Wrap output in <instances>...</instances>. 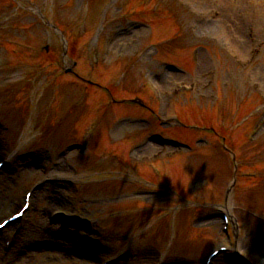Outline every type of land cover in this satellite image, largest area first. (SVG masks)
<instances>
[{"label": "rangeland", "instance_id": "rangeland-1", "mask_svg": "<svg viewBox=\"0 0 264 264\" xmlns=\"http://www.w3.org/2000/svg\"><path fill=\"white\" fill-rule=\"evenodd\" d=\"M88 1L0 0V66L9 62V54L18 48L14 42L31 41V46L37 49L52 47L46 62L39 66L41 72L36 68L22 69L18 64H4L6 67L0 70V153L4 157L15 155L12 161L7 159L8 166L0 173V214L9 215L17 210L29 188L44 184L34 194L26 227L9 264H93L121 250L126 256L118 264H155L158 258L164 264H204L207 253L222 237L221 220L214 207L208 211L186 208L174 220L171 216L165 218L167 213L179 210L176 207L179 197L170 193L175 191L142 184L137 177V170L142 167L124 164L129 146L133 147L131 156L139 148H142L139 154H149L150 158L157 153L162 157L171 155L170 149L153 143L142 144L153 131H160L155 118L138 111L136 114L125 110L122 114L111 112L94 121L95 126L104 123V129L91 145L94 137H90L89 152L82 151L86 142L83 128L95 116L89 108L96 104L95 98L101 101L99 106L105 102L96 87L100 89L103 83L108 88L111 81L117 82L112 85L120 99L130 96V90H136L141 82L155 89L160 87L159 83L165 93L173 92L181 84L195 85V93L189 98L186 94L176 98L173 92L169 98H162V102L168 100L162 107L158 106L162 116L179 99L184 120L200 129L177 133L192 145L193 151L185 152L174 163L164 164L163 169L174 187L185 194H195L193 200L219 203L234 173L230 154L234 151L240 170L247 176L257 175L241 178L231 203L238 221L245 220L246 225L238 236L239 248L249 262L264 264V225L250 215L252 209H247L252 206L264 211V52L256 66L247 70L251 74L249 79L233 75L234 70L241 71L235 66L236 61L228 59L231 54L244 51L239 62L245 63L249 51L248 28H258L257 22L264 23V19L260 21L251 12V6L241 0L237 4L230 0H208L212 5L178 0L179 4L188 3L191 12L180 5L173 7L172 0H115L107 7L110 0H93V6L106 14L104 33L108 37L94 45L99 14L94 25L91 19H82ZM258 2L264 4V0ZM217 3L223 15L219 19L222 32L205 27L211 24L207 18L210 20L214 14L208 11ZM160 4L164 13L152 14V8ZM142 7L145 14L126 15ZM37 11L61 33L52 30L54 36L48 34L38 22ZM171 15L177 30L169 21ZM127 25L135 29L127 32ZM260 28L258 39L261 40L255 45L264 41V26ZM152 30L158 35L150 37ZM116 31L119 32L114 34ZM105 44L109 52L104 53L103 63L100 55ZM92 45L107 72L103 69L91 73L88 60L92 58ZM197 47L202 56L194 66L191 54ZM50 59L56 61V66L50 64ZM172 64L180 71L170 70ZM219 67L223 71L219 84L213 90L208 89L211 73ZM164 68L167 73L161 75ZM31 71L35 72V78L28 86L21 78ZM86 80L94 83L92 88ZM86 89L93 92L87 95ZM126 89L129 91L124 93ZM211 93L216 95L215 99L207 97ZM254 93L257 98L262 94L260 101ZM190 103L204 108L196 111L194 107L184 106ZM259 111L258 124L262 129L253 143H247L246 133ZM173 114L179 118L175 110ZM211 126L216 128L215 132H203V128ZM223 137L228 140V150L223 147ZM122 138L124 141L120 143ZM107 150L118 155L99 164L95 158ZM154 166L157 167L156 162ZM151 175L147 171L145 177ZM64 209L81 219L80 229L70 226L62 230L59 221L48 223L55 210ZM192 219L197 221L193 227ZM87 222L92 228L86 226ZM5 237L0 236V257ZM225 257L216 259L214 264H229Z\"/></svg>", "mask_w": 264, "mask_h": 264}, {"label": "bare ground", "instance_id": "bare-ground-1", "mask_svg": "<svg viewBox=\"0 0 264 264\" xmlns=\"http://www.w3.org/2000/svg\"><path fill=\"white\" fill-rule=\"evenodd\" d=\"M201 3H204L206 0H199ZM247 20V19H246ZM209 31H216L217 32H222V24H213V25H208L205 26Z\"/></svg>", "mask_w": 264, "mask_h": 264}]
</instances>
